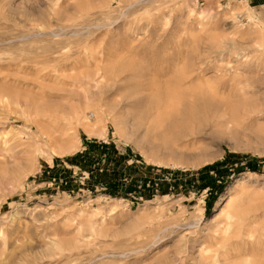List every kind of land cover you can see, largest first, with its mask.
Masks as SVG:
<instances>
[{
	"label": "rangeland",
	"instance_id": "rangeland-1",
	"mask_svg": "<svg viewBox=\"0 0 264 264\" xmlns=\"http://www.w3.org/2000/svg\"><path fill=\"white\" fill-rule=\"evenodd\" d=\"M0 264H264V0H0Z\"/></svg>",
	"mask_w": 264,
	"mask_h": 264
},
{
	"label": "bare ground",
	"instance_id": "bare-ground-1",
	"mask_svg": "<svg viewBox=\"0 0 264 264\" xmlns=\"http://www.w3.org/2000/svg\"><path fill=\"white\" fill-rule=\"evenodd\" d=\"M158 97V96H157ZM167 98H169V97H167ZM166 97H165V99L164 98H162V101H165V102H163V103H165L164 105H160V106H158L159 108H158V113H159V116L161 115V114H165V115H167L169 112H170V106H171V104H169V100L170 99H167ZM154 106V105H153ZM157 107V106H156ZM155 109V108H154ZM156 110V109H155ZM78 115V114H77ZM77 118L79 119V120H81L80 118V114L77 116ZM91 133V132H90Z\"/></svg>",
	"mask_w": 264,
	"mask_h": 264
}]
</instances>
